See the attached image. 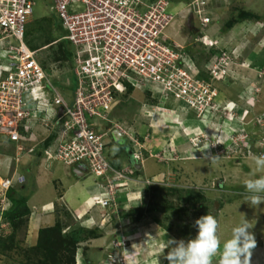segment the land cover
Instances as JSON below:
<instances>
[{"label":"built area","instance_id":"built-area-1","mask_svg":"<svg viewBox=\"0 0 264 264\" xmlns=\"http://www.w3.org/2000/svg\"><path fill=\"white\" fill-rule=\"evenodd\" d=\"M52 3L51 8L65 28L62 38L73 51V72L78 86L72 104L52 86L37 58L39 50H32L26 43V25L33 14L34 0H0V59L6 61L0 64V134L15 144V161L35 150V146L28 148L26 142L34 140L31 129L37 123L48 125L52 134L57 129L56 145L45 153L70 166L85 163L89 172L104 178L103 191L95 195L94 203L110 205L125 187L124 180L130 172L112 165L105 151L108 132H99L92 120H108L119 95L130 85L151 92L152 97L171 96L193 110L198 119L209 122L218 118L223 127H231L229 116H237V124L230 128L227 137L232 143L237 140L232 149H242L254 156L253 147L261 146L260 154L264 157V137L252 143L242 125L249 111L241 109L238 113L236 104L217 99L219 90L214 81L229 72L233 56L223 50L206 66L208 75H203L187 47L168 40L165 31L174 19L169 11L170 0H52ZM200 3L204 1L195 0L190 11L207 26L211 19L204 15ZM47 85L53 90L52 96L33 97V90ZM116 131L135 140L118 125ZM195 139L199 141L198 137ZM17 180L23 181L24 176H18ZM13 182V176L0 182L4 193L2 211L10 206L5 194Z\"/></svg>","mask_w":264,"mask_h":264},{"label":"crops","instance_id":"crops-1","mask_svg":"<svg viewBox=\"0 0 264 264\" xmlns=\"http://www.w3.org/2000/svg\"><path fill=\"white\" fill-rule=\"evenodd\" d=\"M183 6L178 13L182 12L188 17L187 14L190 10L188 11L187 5L183 4ZM221 6L213 5V8L204 10V15L213 19L209 24L210 26L208 25L204 30L198 28L196 25L198 17L195 12L190 11L189 15L191 14L192 18L195 16L194 25L196 33H199L197 37L205 34L209 39L217 40L220 43L218 46L204 48L207 51L204 55H210L209 57L203 55L201 60L202 55L200 54L202 53L198 48L195 50L196 54L193 53L191 57L200 68H205L212 59L218 56L216 53H219L223 48H226V51L231 55H238L230 65L229 79L214 81V85L219 90L217 99L224 103L231 101L236 104L238 110L250 109L248 118H252V121L247 124V129L256 132L255 130L258 128L257 125H254L255 119H253L257 116L255 108L257 106L264 107V75H260V72L264 71V35L259 36L264 26L255 25L258 20L248 19L234 24L229 29H224L225 23L235 11H231L230 4ZM255 35L258 36L255 37ZM168 40L173 41L172 39ZM199 42L197 38L190 44L197 47ZM38 60L40 59L38 58ZM4 62L6 61L0 59V64ZM253 84L259 88V91L249 98L251 95H248V92L253 89L251 87ZM136 89L140 91L141 98L143 96L146 98V94H143L147 93L146 90ZM136 89L134 88L133 92L136 93ZM150 98L156 103L141 101L143 106L141 105L142 107L136 110V117L135 114L133 117L125 115L128 119L126 120L113 116L119 105V100H117L113 109L108 113V120H92L99 132H108V135L105 136V151L112 165L126 170V172L130 168L133 170L134 168L140 169L142 172L141 174L137 173L135 178L128 175L129 185L126 184L127 180H124L126 188L118 191L116 200L108 206L94 203L95 195L103 190L104 178L89 172L85 163L70 166L55 161L49 153H45V150L55 147L56 140L49 145L50 147H44L46 140L52 134L50 127L44 123H37L31 129L34 140L26 142V145L28 148L35 146V150L26 153L19 164H14L15 147H13L14 154L0 155V181L3 177L13 176V187H24V185L28 187L23 192L28 195L31 214L26 227L25 238L20 240L23 246H35L42 228L54 226L57 221H62L64 222V232L82 230L83 238L78 243L76 252L77 264H106L108 257L112 256L109 253L114 251L117 252L115 255L123 256L128 264L136 262L139 264H166L168 258L172 259L170 264H179L177 256H181L184 249L177 248L178 254L177 256L173 255L175 256L174 259L167 254L172 246L178 247L179 245L174 235L166 232L162 226L154 221H146L140 225V220L135 221L129 211L142 204L143 192L148 186L144 180L151 177H162L167 170V162L164 163L161 159L154 158L150 152L156 151L152 154H158L162 150H168L176 152L175 155L178 154L180 159L184 155H187L185 158L193 159L195 155H198V152L191 145L190 138L202 134L199 131L200 127L203 128L206 124L194 120L193 115L186 110L177 111V109L168 106V104L174 105L176 103L174 99H161L160 102L157 97ZM158 106L161 108L166 106L168 109L164 108L166 112L163 113L157 112L160 121L153 126L155 116L149 111L151 107ZM100 122L104 123L101 125ZM208 124L211 125L208 126ZM116 125L123 130L127 129L135 133L134 138L140 141L139 145L143 155L148 156V161L154 159L158 164L164 163V170L161 172L151 170L152 167L145 160L141 163L135 162L132 158L133 149H130L133 144L132 140L129 136L117 132ZM222 125L223 121L214 118L211 123H207L204 131L216 134L218 130L223 129L224 132ZM56 131L57 129L54 130V133ZM204 131L203 133H205ZM150 132L153 133L151 140L148 136ZM168 132L174 133L172 136H166L165 133L168 134ZM260 134L261 131H257L252 134V138L256 139ZM4 137L8 141V137ZM148 141H152L153 145H149ZM11 145L14 146L15 144L12 143ZM257 158L247 159L255 160ZM177 161L179 162V159H175V162ZM18 176H24V181L19 183ZM68 212L70 215H67ZM2 229L10 230L6 225ZM90 231H95L97 234L90 236ZM136 235L138 238L135 237ZM195 257L199 261L196 263L192 261L189 264H208L211 262L210 252L207 249L197 252ZM4 260L9 264H22L16 259L0 256V264H3ZM116 264L122 263L119 261Z\"/></svg>","mask_w":264,"mask_h":264},{"label":"rangeland","instance_id":"rangeland-1","mask_svg":"<svg viewBox=\"0 0 264 264\" xmlns=\"http://www.w3.org/2000/svg\"><path fill=\"white\" fill-rule=\"evenodd\" d=\"M34 2L33 14L28 19L26 25V43L32 45L31 40L45 39L46 37L54 40L43 47L42 50H39L37 57L44 64L52 86L72 104L74 92L78 86V79L73 72L74 62L60 58L55 59V57L59 56L58 41L65 35V28L60 17L51 8L53 4L52 0H34ZM192 4L193 2L190 5ZM229 4L234 6L237 11L240 7H251L250 9H253L254 12L264 14V0H229ZM183 7L182 2L171 0L169 11L173 13L174 19L167 27L165 33L169 39L186 46L192 54H196L195 50L198 48L202 53L200 54L202 55V60L203 55L207 53L204 49L205 46L200 43L197 47L194 44H190L199 35V33H195V16L192 18V15H189L190 8L188 5V17L182 12L178 13ZM196 25L198 28L200 27L198 19H196ZM255 25L264 26V16L259 18ZM261 35H264V29L260 31L259 36ZM257 36L255 35V37ZM228 76L229 72L219 81L228 78ZM251 87L255 89L256 85L253 84ZM135 91L137 92L129 94L128 97L126 95L122 98L118 97L119 105L115 109L113 116L126 120H128L126 118L127 115L133 117L135 114L136 117V110L143 106L141 103L152 101L151 98H144V96L141 98L140 91L137 89ZM32 93L34 98H41L42 96H52L53 90L50 85H47L40 87L38 90H33ZM168 99H171V96H168ZM158 101L161 102L162 100L159 98ZM151 103L154 104L156 102L152 101ZM160 106L150 108L149 112L155 116L153 126L160 121L157 112L161 111L163 113L165 111L164 108L168 109L166 106L164 108ZM168 106L177 109V111H183L181 108H184L185 104L176 101L174 105L168 104ZM235 107L237 108V106ZM255 110H257L255 111L257 116L253 119L261 118L262 115L264 116V107L260 108V106H257ZM239 112L240 110H238ZM217 115L219 116L218 113ZM248 116L242 124L247 133L252 136L257 131H261L262 137H264V118L262 117L259 123L254 121V125H257L258 129L255 130L256 132H252L247 129V124L252 121V118L250 119ZM195 117L197 118L196 113ZM236 117L232 118L229 116L227 121L231 123V127H235L237 124ZM195 120H199L207 125L206 121L198 118ZM100 123L102 125L104 122ZM206 125L204 127H207ZM208 126L210 125L208 124ZM204 127H200L199 131L203 132L206 130ZM231 127L224 126V132L218 130L214 134L204 131V137H191L190 143L198 152V155H195L193 159L185 158L187 155H184L180 159L177 156L178 154L175 155L176 152L168 150H162L158 154H152L156 153V151H151V154L149 153L154 158L161 159L164 163L167 162L168 166L166 172H164L165 175L162 177L157 176L144 180L146 184L159 185L161 190L146 192L145 188L142 204L135 208L143 207L145 210H148L152 206L154 210L147 211L148 213L146 214L144 211V217L140 220L139 224L143 225L146 221H154L159 226H162L166 232L174 235L179 245L178 247L176 245L172 246L171 250L167 251V254L174 259L175 256L173 255L177 256L178 254L176 249H184L183 254L177 256L179 264H189L192 261L196 263L199 259L195 257V254L202 252L204 249L210 252L211 262L208 264H264V157L258 156L259 158L255 160H253L254 158L247 159L249 155L242 149L234 151L232 148L237 145V140L235 139L233 143L229 140L225 141V138L231 131ZM125 130L128 135L136 136L135 133L127 129ZM173 133L168 132L165 135L172 136ZM152 134L150 132L148 135L149 140H151ZM55 137L56 134H52L49 138L51 139L49 144L55 141ZM196 137H198L199 141H196ZM218 138L223 143H220ZM200 142L203 144L201 153L200 148L197 149L196 147L197 145H201ZM139 143L140 141H136V143L131 145L130 149L135 147L136 154L141 157V160L143 162L144 160L148 161V156L143 155ZM152 143V141H148L149 145H153ZM11 144L4 136L0 135V155L14 154V146ZM214 146H217V148L214 149ZM258 148L262 151L263 147L260 146ZM253 151H257L256 147H253ZM175 159H179V162H175ZM148 162L150 167H152L151 170H155V172L164 170V163L158 164L154 159ZM19 163L20 161L14 162V164ZM139 170L130 168L128 171L131 178H135L137 173L141 174L142 172ZM136 177L138 178V176ZM126 180V184L129 185L128 177ZM18 181L19 183L22 182ZM198 193L204 195L201 200L199 199L202 201L200 203L204 205V208L200 210L199 207L201 206L195 207V209L193 207L195 198L197 197L198 199L199 197ZM0 197H4L1 188ZM184 210H187V213ZM194 210L196 213H192ZM22 228L19 230V240H23L26 235ZM115 254H117L115 251L109 253L112 256L108 255L106 264H116L119 261L122 264H128L125 262L123 256ZM3 264L9 263L4 260ZM134 264L139 263L136 262Z\"/></svg>","mask_w":264,"mask_h":264},{"label":"trees","instance_id":"trees-1","mask_svg":"<svg viewBox=\"0 0 264 264\" xmlns=\"http://www.w3.org/2000/svg\"><path fill=\"white\" fill-rule=\"evenodd\" d=\"M146 1L152 2L154 0H146ZM177 1H180L183 4L188 5L189 8H192L193 4L192 5L190 4L195 0H177ZM202 1H204V3H200V6L206 11L208 9L213 8V5H217V7H219L220 5L223 6L224 4L225 5L229 4V0H201V2ZM230 8L231 11L234 10L235 13L225 23L224 29H229L234 24L241 22L243 20H248V19L258 20L259 18L264 16V14L262 13L254 12L253 9H250L251 7H240L238 10L239 12L232 5ZM220 11L222 12V9H220ZM196 16L198 17L197 14ZM209 18L213 20L211 17ZM197 19L199 23L200 22L199 17ZM53 41L54 40L53 39L50 40L49 37H46L45 39L40 38L38 40H31L32 45L30 44L28 46L32 50H42L43 47L47 46ZM58 44H59V49H58L59 56L55 57V59L60 58L64 60H70L73 62V51L70 43L65 39H60L58 41ZM209 56L210 55H206V57ZM40 63L44 67L42 61H40ZM133 89H134L133 86L131 85L128 86V90H127L128 94H126L127 93L126 92L124 95L128 97V95L133 92ZM145 94L147 95L146 98L151 97V93L149 91H147V93ZM55 134H56L55 139H57L58 136L57 132H55ZM50 141L51 139L46 140L44 147L46 148L50 147L49 146ZM147 185L151 187L146 186V192L150 190L151 191L161 190L159 185H149V184ZM25 188H28L27 185H24V187L21 186L11 187L6 193L7 197L12 202L11 207L3 212L0 208V225L1 223H4L10 229L8 231L3 230L0 226V256L9 257L10 259H16V261L22 264H76V252H77L78 243L82 241L83 238L82 230L79 229L77 231H72L69 233L64 232L63 231L64 222L62 221H57V223L54 226L42 228L39 232L38 242L35 246L25 247L22 245L21 241L18 239L19 230L24 225L22 229L26 231V227L29 221V216L31 214V208L28 204V200H29L28 195L24 194L23 192ZM198 196H199L198 199L196 197L195 202H193L194 204L193 203L192 204L194 209L195 207L201 206L199 207L200 210L201 208H204V205L200 203L202 202L200 200L204 195L198 193ZM151 210H154V207L151 206L148 210H145V208L140 207L130 210L129 213L135 219V221H139L143 219L144 211L146 214L148 213L147 211H151ZM184 212L187 213V210H184ZM192 213H196V211L194 210V212ZM67 215H70V213L68 212ZM155 220L157 221V219ZM90 234H91L90 236H95L97 233L95 231H90ZM171 261L172 259L168 258L166 264H170Z\"/></svg>","mask_w":264,"mask_h":264},{"label":"clouds","instance_id":"clouds-1","mask_svg":"<svg viewBox=\"0 0 264 264\" xmlns=\"http://www.w3.org/2000/svg\"><path fill=\"white\" fill-rule=\"evenodd\" d=\"M212 22V20L210 21V23ZM209 23V24H210ZM199 24H200V27H201V29L202 30H204L205 29V27H207V26H203L202 24H201V21L199 22ZM61 39H63V38H61ZM198 41H200L199 43L201 44V45H204L205 47H214V46H218L220 43L217 41V40H212V39H209V37L207 36V35H205V34H202L201 36H199L198 37ZM212 41H217V43H212ZM223 50H226V48H223V49H221L220 51H219V53H221ZM226 52H228V51H226ZM191 53V52H190ZM219 53H216V55H218ZM229 53V52H228ZM234 53V52H233ZM230 54V53H229ZM191 55H193L192 53H191ZM231 55V54H230ZM218 56H220V55H218ZM217 56V57H218ZM233 57H232V63L234 62V60H235V58H237L238 57V55L236 56V55H232ZM216 57V58H217ZM213 60V59H212ZM197 63V62H196ZM242 64H244L245 65V63H243L242 62ZM197 65H198V63H197ZM231 65V64H230ZM202 69V73H203V75H208V73L206 72V67L205 68H201ZM229 70H230V67H229ZM260 75H264V71H262V72H260ZM221 79V78H220ZM220 79H216V81L217 80H220ZM133 88H135V87H133ZM136 89V88H135ZM139 89V88H138ZM128 90V89H127ZM127 90H126V92H127ZM134 91V90H133ZM259 91V88L258 87H256L255 89H252V90H250L249 92H248V95L250 94L251 96L250 97H252L255 93H257ZM147 92V91H146ZM151 93V92H150ZM125 94V93H124ZM124 94L123 95H119V96H124ZM44 97H48V96H44ZM151 97H152V94H151ZM158 98V97H157ZM159 100V99H158ZM183 111H188V112H190L192 115H193V118H194V120L195 119H197L196 117H195V112L193 111V110H191V109H188V107L185 105V107L184 108H181ZM248 111H249V113H248V115L250 114V110L249 109H247ZM247 115V116H248ZM246 116V117H247ZM255 121H256V119H255ZM244 122H245V120H244ZM39 123H41V122H39ZM207 123H211V121H209V122H207ZM209 125H211V124H209ZM221 131H223V129L221 130ZM220 131V132H221ZM231 134V131H230V133H229V135ZM1 135V134H0ZM204 135V133L202 132V134H200V135H195V136H203ZM262 135L263 134H261L258 138H256V139H253L252 138V136H251V138H252V143H254L256 140H258V139H261L262 138ZM2 136H5V135H2ZM50 137V136H49ZM228 137V136H227ZM227 137L225 138V141H227ZM131 139V138H130ZM135 139V138H134ZM219 139V138H218ZM56 140V139H55ZM132 140V139H131ZM136 139L135 140H132V143H136ZM204 141H207V140H204ZM204 141H202L203 143H204ZM8 142H11V140H9L8 139ZM202 142H200V144L201 145H197L196 147H197V149H199L200 148V151H201V147L203 146V144H202ZM220 142V141H219ZM11 143H13V142H11ZM220 143H223V142H220ZM135 148V147H134ZM133 148V155H132V158L134 159V161L135 162H137V163H141L142 162V160H141V157H137L136 155V149H134ZM257 149V151L255 152V155L254 156H248V158H257L258 156H260L261 157V154H260V149L259 148H256ZM245 156V158H247V156L246 155H244ZM262 158V157H261ZM118 169H120V168H118ZM139 170V169H138ZM131 171V170H130ZM140 171V170H139ZM130 175V174H129ZM11 177V176H10ZM4 178V177H3ZM2 178V179H3ZM24 181V180H23ZM22 181V182H23ZM1 182V181H0ZM14 183V182H13ZM12 187H13V185H12ZM11 188V187H10ZM9 188V189H10ZM103 191V190H102ZM7 193V192H6ZM5 197L8 199V201L10 202V206L7 208V209H9L10 207H11V205H12V202H11V200L7 197V194H5ZM1 199H2V197H0V205H1ZM96 205H99V204H96ZM5 211V210H4ZM3 212V211H2ZM1 228L2 227H4L5 226V224L4 223H1ZM77 264V263H76Z\"/></svg>","mask_w":264,"mask_h":264}]
</instances>
